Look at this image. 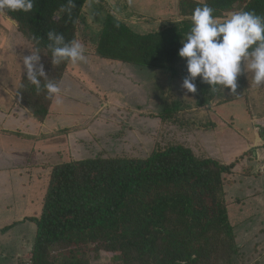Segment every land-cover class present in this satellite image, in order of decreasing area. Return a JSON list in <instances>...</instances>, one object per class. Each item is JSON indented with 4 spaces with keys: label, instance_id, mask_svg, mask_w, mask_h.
Masks as SVG:
<instances>
[{
    "label": "trees",
    "instance_id": "trees-1",
    "mask_svg": "<svg viewBox=\"0 0 264 264\" xmlns=\"http://www.w3.org/2000/svg\"><path fill=\"white\" fill-rule=\"evenodd\" d=\"M88 1L74 0L71 16L59 11L67 0H36L30 13L0 12L14 22L30 50L40 48L47 78L61 83L72 63H53L47 31L62 32L66 40L75 38L85 46L86 38L80 32L82 24L87 25L84 12ZM205 3L221 21L236 11L264 17V0H179L178 21L144 32L102 10L95 20L99 27L90 26L89 32L95 55L162 70L185 80L189 78L184 73L186 58L178 53L192 26L194 9ZM244 63L242 60L235 93L226 94L219 85L213 92L211 85L197 77L193 81L197 91L190 93L195 107L245 95ZM39 79L41 91L37 92L24 70L14 96L44 122L53 99L47 98L45 78ZM185 107L181 99H175L164 103L157 116L162 121L181 122L180 112ZM70 130L60 128L34 138ZM238 161L226 163L199 154L186 143L169 142L156 144L147 156L98 154L58 163L50 173L40 214L27 219L35 223V230L31 254L20 264H98L102 259H109L105 264H248L249 254L240 246L236 225H255L259 216L253 214L234 223L230 204L241 202L243 197L238 193L231 199L228 186L238 182V175L242 182L248 175H260L264 191V173H251L253 165L237 172ZM262 188H257V193Z\"/></svg>",
    "mask_w": 264,
    "mask_h": 264
},
{
    "label": "rangeland",
    "instance_id": "rangeland-1",
    "mask_svg": "<svg viewBox=\"0 0 264 264\" xmlns=\"http://www.w3.org/2000/svg\"><path fill=\"white\" fill-rule=\"evenodd\" d=\"M178 2L179 0H90L86 4L84 17L87 25L82 24L80 34L83 39L86 38L87 61L70 66L61 81L59 102L56 98L53 99L47 118L48 128L50 124L52 129L69 127L71 130L52 136L55 143L47 142L50 149L49 162L44 163L47 171L51 173L53 166L58 163L98 154L147 156L156 144L165 145L169 142L186 143L199 154L223 158L226 163H230L232 160L225 159L224 155L232 148H226L233 146V151L236 152L247 140L250 146L264 143V85L257 87L252 83L253 73L247 69L246 63L245 95L232 101H214L209 106L197 108L195 100L183 87L182 77L172 78L162 70L107 60L95 55L89 26L99 27L95 20L102 10L105 13H115L136 29L145 32L178 21ZM30 48L14 22L0 12V80L11 85L16 83V77H21L24 72L22 56L28 55ZM185 62L187 63V58ZM184 73L189 77L187 64ZM18 79L20 78H17V82ZM173 79L176 84L172 82ZM224 92L232 93L228 88ZM175 99H181L186 106L180 112L182 121H162L157 114L161 112L164 103ZM16 102L22 108L17 100ZM187 105L194 107L188 108ZM17 108L16 106L15 109ZM256 150L248 149L236 157L235 160L239 161L234 170L241 172L249 165L259 163L258 156L254 155ZM4 161L0 163V169L5 164L9 166L8 162L13 163V160ZM258 166V172L263 174L264 169L261 168H264V163ZM40 169L41 167L38 168ZM45 174L34 175V185L37 192H41L38 201L41 208L35 216L40 214L48 188ZM236 177L238 182L228 186L229 189L240 185L241 177ZM7 182L1 186L4 193L6 186L12 188L19 185L14 175ZM9 201L12 200L0 197V264H15L14 257L18 250L21 251L20 260H26L31 254L35 230V225H26V230L24 224L8 228L16 224L14 222L19 218L17 214L22 213L18 206L5 207V203ZM230 209L231 218L237 223L240 221L237 217L240 215L238 208L231 206ZM102 260L98 264H105L109 259Z\"/></svg>",
    "mask_w": 264,
    "mask_h": 264
},
{
    "label": "clouds",
    "instance_id": "clouds-1",
    "mask_svg": "<svg viewBox=\"0 0 264 264\" xmlns=\"http://www.w3.org/2000/svg\"><path fill=\"white\" fill-rule=\"evenodd\" d=\"M36 0H0V11H33ZM74 0H67L60 6V13L71 16ZM192 26L186 34V42L179 50V56L187 58L189 78L183 81V87L189 93L197 91L194 80H202L212 86L228 88L235 93L237 76L241 73V61L253 73L252 83L264 85V17L252 11H236L223 21L214 16V9L207 3L197 6L192 13ZM47 47L51 52L53 63L70 61L73 65L86 62L85 46L73 38L66 40L62 32L47 31ZM22 56V66L27 80L41 91L39 77L45 78L44 89L47 98L57 99L62 92L61 83L49 80L40 63V48L29 51Z\"/></svg>",
    "mask_w": 264,
    "mask_h": 264
},
{
    "label": "crops",
    "instance_id": "crops-1",
    "mask_svg": "<svg viewBox=\"0 0 264 264\" xmlns=\"http://www.w3.org/2000/svg\"><path fill=\"white\" fill-rule=\"evenodd\" d=\"M17 78L20 77H16V83H12V85L5 80H0V163L4 160H13L11 164L8 162L9 166L5 164L0 169L3 173H0V197L12 200L6 202L5 207L13 208L18 206L19 210L22 211V213L17 214L19 218L14 222L16 223L15 225L24 224V226H31L35 225V223L27 220L28 217L35 216L36 212L41 208L40 204H38L41 192L38 193V189L34 185V175L46 173L44 176H46V186L48 187L50 171H47V167L44 164L45 162H49L47 160L50 149L47 142L55 143L52 137L34 138V136L54 132L56 129H52L50 124L48 128L47 119L41 122L26 108H23V106L22 108L19 107L14 96L18 85ZM172 82L176 84L175 80H172ZM16 106L18 107L17 109H15ZM6 123L7 126H5ZM248 141H245V144L241 145L240 149L236 150V152L233 151V146L226 148L232 149H229L230 151L224 156L225 159L233 161L246 150L251 148H255L256 150L257 148L254 155L258 156L259 163L255 164L254 170L251 172L256 174L259 167L258 164L264 163V143H256L257 145L253 144L250 146ZM231 153L234 155L231 156ZM223 161L225 160L223 159ZM39 167H41L40 170H38ZM13 175L17 178L19 185L12 188L6 186L4 193L1 186L8 183L7 180ZM260 177V175L255 177L252 174L248 175L245 177L247 179L239 182L240 185L235 187L236 189L232 188L228 190L231 199L238 196V193L243 197L241 202L230 204V207L233 206L234 209L238 208L239 211L237 210V212L240 214L237 216L238 219L246 220L251 213L258 214L259 216L255 225H236L240 246H243L244 250L249 254V260L247 259L248 264H264V191L261 187L263 180ZM259 187L262 190L260 193H257V188ZM1 191L3 192L2 195ZM229 211L231 215L232 209L229 208ZM242 214H245V216L243 217ZM26 230H28L27 226ZM20 252L16 253L14 257L15 264H20Z\"/></svg>",
    "mask_w": 264,
    "mask_h": 264
},
{
    "label": "built area",
    "instance_id": "built-area-1",
    "mask_svg": "<svg viewBox=\"0 0 264 264\" xmlns=\"http://www.w3.org/2000/svg\"><path fill=\"white\" fill-rule=\"evenodd\" d=\"M262 170L264 169V168H261ZM264 171V170H263Z\"/></svg>",
    "mask_w": 264,
    "mask_h": 264
}]
</instances>
